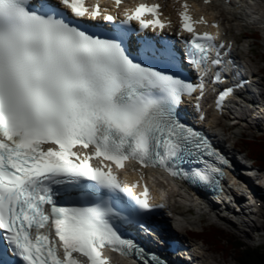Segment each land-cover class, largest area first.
I'll return each mask as SVG.
<instances>
[{"label":"snow or ice","instance_id":"obj_1","mask_svg":"<svg viewBox=\"0 0 264 264\" xmlns=\"http://www.w3.org/2000/svg\"><path fill=\"white\" fill-rule=\"evenodd\" d=\"M160 8L125 9L118 25L115 16L102 14L98 5L86 7L85 0H40L37 6L0 0V264H108L104 248L143 258L120 226L143 228L156 207L147 187L133 194L110 167L90 166L91 158L117 168L133 160L193 185L219 187L229 162L180 119L178 105L197 89L203 94L209 62L223 64L220 52L231 43L217 45L219 32L194 31L186 4L180 27L191 35L182 55L121 26L135 20L140 29L163 28ZM85 17L109 22L108 38L82 29L78 21ZM209 50L215 52L211 61ZM185 58L198 70V84L180 78ZM212 78L219 81L221 73ZM232 92L227 85L220 90L218 108ZM77 145L90 153H77ZM60 193L81 206H60ZM48 227L59 248L42 231ZM151 262L166 264L156 255Z\"/></svg>","mask_w":264,"mask_h":264},{"label":"bare ground","instance_id":"obj_2","mask_svg":"<svg viewBox=\"0 0 264 264\" xmlns=\"http://www.w3.org/2000/svg\"><path fill=\"white\" fill-rule=\"evenodd\" d=\"M191 1L196 2V3L199 1L200 4L202 2V0H191ZM195 5L198 6L199 4H195ZM259 6H260L261 13H260V16L258 17V19L255 23V24H259V25H254V26L259 27L264 32V0H260ZM173 7H176V3L172 2V0H168V6H167V14L168 15L170 14V9H172ZM208 8L212 9L213 6L207 5V6H205L204 9H208ZM219 12L220 13L218 14L217 18L223 19V22H222L223 25H224V23H229L226 19V15H224V12L223 11H219ZM211 14H214V12ZM237 20L239 22H241L238 18H234L231 21H237ZM224 30L229 33L230 38L233 37L232 32H231L232 28H230L229 30L224 28ZM230 32H231V34H230ZM233 38H235V37H233ZM235 51H239L237 46L235 47ZM263 113H264V109H263ZM249 124H251V123H249ZM204 126H206V129L209 132L213 133V137L215 138L217 143L223 144V147H225L226 149L234 147V149L239 150L238 153L247 156L246 150L241 146L239 141L230 140L231 136H226V131H228L229 128H226L224 125H222L221 118L213 117L212 115H208L207 121L204 122ZM257 127L264 129L263 121L258 122ZM248 128H249V126H248ZM258 178L259 179L262 178V175H260V177H258ZM232 184L235 185V182H232ZM174 185H176V183L170 184L166 188L165 195L166 196L171 195L174 197L173 198L174 200L167 201L168 207H170L171 209H174V208L178 209L176 214L182 216L183 217L182 220H187V222H189V224H195L197 221H199V218L202 215L201 211L205 208V206L203 204H199V206H194V207L190 208V207H186L185 205H182L183 203L181 202V199L185 202L186 201L192 202V200L190 198H188L187 196L183 195L182 190L176 189V187ZM155 187H157V186L155 185ZM262 187H264V182L262 184ZM248 188H249L250 192H246L247 193L246 197L244 196V197H242L243 199L242 198H238V199L243 200V202H247L248 207L247 206L244 207L243 210L245 208H248L250 211H249L247 216H246V214H243V215L240 214L239 217L237 218L238 220L236 222H240L241 219H242V221H245L243 219L246 218V220L252 221L251 230L252 229L253 230L260 229L261 230L264 228V220H261V219H264V204L261 203L260 199H255L252 194L255 193L257 195L256 197L264 200V192H261L259 189H257L258 185H257V183H255L253 181H249V187ZM237 190L241 192L242 188H238ZM210 213H212V212H210ZM251 217L254 218V221H253V219H251ZM222 220H224L225 223H231L232 225H234V222H232V220H230V219H222ZM247 228H250V225H248ZM242 231L245 232L247 236H250L249 232L246 231L244 228L242 229ZM202 243H203V241H202ZM212 249H213L212 246H211V248L208 247L206 249H203V246H202V255H201L202 264H227L226 262H223L220 259H218L216 256H212L210 254ZM204 253H207V254L204 255ZM117 264H128V263L123 262L121 260H118Z\"/></svg>","mask_w":264,"mask_h":264},{"label":"rangeland","instance_id":"obj_3","mask_svg":"<svg viewBox=\"0 0 264 264\" xmlns=\"http://www.w3.org/2000/svg\"><path fill=\"white\" fill-rule=\"evenodd\" d=\"M236 23H230L232 26V36H234L237 39V45L239 48L245 51L246 46L249 47V51H247V54L241 53L243 56L244 61H250L251 67L254 69H259L261 72V76L264 80V32L259 27H251L249 28L252 30V32H255L257 35V38H255L253 41L251 38H243V36L240 35V28H238ZM249 29H246L247 31H250ZM230 32V34H231ZM249 121L252 122L248 118ZM248 120H243L239 127H230L228 131H226V136H231L230 140L239 141L244 138L245 136H248L249 138H255V137H261L264 139V129L257 127V123L263 121L264 124V117L260 119V121L253 120L254 122L249 124ZM249 126V128H248ZM225 137V136H224ZM253 182L257 183L258 188L261 192H264V187H262V184L264 182V173L262 178L260 179H254ZM169 185H165L163 189H159V193L162 195H165L166 188ZM255 199H260L261 203L264 204V200L261 198L256 197L257 195L255 193L252 194ZM167 198V197H166ZM168 201H172L171 199L167 198ZM174 200V199H173ZM191 217V216H190ZM251 219L254 218L251 217ZM240 222H235L234 225L231 223H225L223 221L216 222L215 218L209 217L208 215H203L202 220L200 221V224L203 226V228H206L207 226H217V228L222 229L224 232L231 234L232 237L238 239L239 241L243 242L248 247H254V246H260L264 250V228L263 229H257V230H251V220H246L244 218ZM264 220V219H261ZM223 222V223H222ZM182 222H180L181 224ZM197 223V224H196ZM194 224L196 229H199V223L198 221ZM248 225H250V228H247ZM245 229L249 232L250 236H247L245 232L242 231V229ZM262 234V236H258ZM211 246L203 245V249H206ZM214 253V254H213ZM207 253H204L206 255ZM212 256H216L218 259H220L223 262H226L227 264H236L233 259V254L231 252L227 253L226 255L223 254L222 251L217 252L216 249H212L211 253ZM221 256V257H220ZM224 256V257H223Z\"/></svg>","mask_w":264,"mask_h":264},{"label":"trees","instance_id":"obj_4","mask_svg":"<svg viewBox=\"0 0 264 264\" xmlns=\"http://www.w3.org/2000/svg\"><path fill=\"white\" fill-rule=\"evenodd\" d=\"M251 160L264 168V139L261 137L249 138L245 136L240 142ZM200 237L208 246L224 255L231 252L236 264H264V250L260 246L248 247L243 242L224 232L217 226H209L202 232L193 233Z\"/></svg>","mask_w":264,"mask_h":264}]
</instances>
